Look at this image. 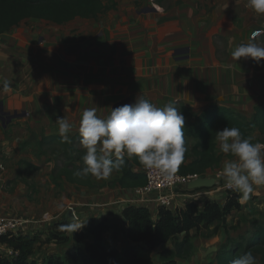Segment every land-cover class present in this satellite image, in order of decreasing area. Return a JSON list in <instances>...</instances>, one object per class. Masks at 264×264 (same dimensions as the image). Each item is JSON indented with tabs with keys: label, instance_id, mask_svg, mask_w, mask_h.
<instances>
[{
	"label": "rangeland",
	"instance_id": "obj_1",
	"mask_svg": "<svg viewBox=\"0 0 264 264\" xmlns=\"http://www.w3.org/2000/svg\"><path fill=\"white\" fill-rule=\"evenodd\" d=\"M160 1L163 2L162 6L158 5ZM208 1L105 0L108 6L115 4L116 7L97 19H75L63 27L49 26L47 31L51 34V44L47 46V50L49 49V52H51L54 49L55 51H52L53 54L52 57H49L50 59H46L45 62L41 63L42 69L49 74L62 73L65 69L63 75L72 77L73 80H77L75 82L80 81L88 87L86 90L83 88L82 91L80 89L72 90L74 93L73 102L71 111L67 113V116L73 117V120L79 119L82 114L80 110L86 107L76 101V98H81V96L103 98L104 105H99L98 110L100 109V111L97 110V115L104 118H107L117 102L136 101L139 96L149 100L150 98H158L155 89L149 84L151 88L149 96L139 91L145 80L150 77L148 80L154 83L156 89H160L161 83H164L166 77H169L171 81L177 77V74H180L145 72L144 69L148 62L153 63V65H161L164 63L165 55H167L171 65L193 64L201 59L202 56L199 51L207 49L209 40H211L213 49H215L214 59L223 66L228 61L226 54L228 44L222 38L223 35H219L220 30L215 26H218V23L222 26L224 22L209 20L204 15L200 19H194L193 17L198 13L209 15L212 9L208 8ZM215 1L224 4L230 0ZM232 1L236 4L233 11L234 18L238 19L240 16V11H238L241 6L240 0ZM152 8L156 10L153 11ZM197 9L200 11L198 12ZM32 24L34 23L27 24V26ZM249 25L251 26V22H249ZM221 28L229 29L228 26ZM261 31H263L262 34ZM261 31L254 30L257 35L253 39L264 46V40L262 42L258 41V39L264 38V26ZM54 32H62L63 36L60 39L63 45L60 48L59 39H55ZM163 34L171 39L168 41L161 39L160 36ZM183 34L186 38L182 39ZM198 34H201L200 36H203L204 40H194L197 39V36L199 37ZM178 41L185 42V46L180 47L181 42ZM198 45H200V48ZM10 46L16 47L14 42L10 43ZM14 49L10 52V55L7 53L11 63L14 62L12 59H16L18 55L21 56L24 52V49L21 51L18 47ZM213 62L212 59L211 63L213 64ZM189 75L184 74L183 76L189 77ZM174 80H172V84L177 86L178 83ZM202 87L205 88V86ZM172 96L170 97H180L177 93L172 94ZM185 98L193 99V95H186ZM112 103H114V107ZM93 107L96 106L91 105L90 102L89 108ZM2 110L3 107L0 105V218L16 219L22 223L24 221L20 231L29 228L31 231H23L25 235L30 233L32 237L39 236L34 260L40 264L47 256L63 252V248L57 244L46 243L50 238L51 230L55 229L47 228L46 225L43 227L42 224H45V222L46 224L58 223L59 220H62L61 215H63L64 209L58 206L59 200L73 189L68 188L69 184H66V190H63L62 184L65 180L56 182L54 179L56 172L64 166L65 160L62 156L53 154V149H55L53 145H50L53 148L51 149L46 142H43L44 138L51 137L49 131L46 128L41 130L34 128V125H31L32 118L30 116L23 117L21 113L18 118L9 121V117L3 115ZM14 115L13 113L10 114V116ZM34 117L33 120H36V115ZM192 145L193 141H190V146ZM217 146L219 150L218 141ZM219 152L222 153L220 150ZM24 161L33 164L38 169L35 172L28 171L23 165ZM112 179H114L113 174L107 179H96L95 182L99 185L111 182ZM58 184L60 185L58 186ZM223 185V183H218L217 188L220 189ZM92 189L90 192H95ZM226 189L229 190L227 187ZM222 196L221 199L223 200L225 193H222ZM221 199L219 200L222 202ZM245 203V208L241 212L233 210L231 216L227 219L226 225L229 228L237 227V230L231 231L229 238L238 239L239 236L246 235L248 232L253 233L254 230L251 226L253 219L264 221L262 216L264 215V203L259 205L258 200L253 197ZM97 209L98 207L93 209L95 218L98 217ZM45 215H48L49 218L52 217V220L45 221ZM35 221L40 223H35ZM80 222L81 220L79 221L78 218L75 224L79 226ZM214 228L211 229L214 230ZM110 232L108 239L123 253L126 244L122 237V233H124L122 221L119 223L118 228ZM203 234L204 236L198 235L194 239L195 253L193 258L185 263L180 262V264H206V260H210V263H216V256L219 251L207 254L206 250L208 247L214 246L216 241L217 245L215 246L221 247L228 237L223 230L214 237H210L209 231H203ZM161 250H155L149 256L157 260ZM0 254L8 256L9 249L6 247L0 248ZM254 256L260 264L259 256Z\"/></svg>",
	"mask_w": 264,
	"mask_h": 264
},
{
	"label": "trees",
	"instance_id": "obj_2",
	"mask_svg": "<svg viewBox=\"0 0 264 264\" xmlns=\"http://www.w3.org/2000/svg\"><path fill=\"white\" fill-rule=\"evenodd\" d=\"M162 4L158 2V5ZM115 7V4L108 6L105 0H0V36L10 33L28 19L65 25L75 19H97ZM176 107L185 117L184 132L188 149L176 172L179 175L204 177L208 170L218 169L224 159L232 158L220 153L217 146L216 132L226 126L238 127L243 136L252 137L254 143H264V104L256 108L252 120L217 105L200 114L183 104ZM256 132L258 137H255ZM70 140V143L62 142L60 136L43 140L50 148V145L55 147L51 148L54 155L62 156L65 160L64 166L55 174L56 182L65 180L81 188H120L126 191L146 185L145 175L134 172L136 167L144 168L135 157L126 158L125 167L113 173L114 179L111 182L97 185L93 176L74 177V171L85 166L82 160L85 150L80 141L76 142V138ZM190 141H193L192 146ZM23 165L30 172L38 169L26 161ZM240 200L238 193L229 189L225 205L208 200L204 205L193 202L184 208L159 207L156 217L148 207L130 206L123 210L118 219L91 218L88 226L79 232H73L64 218L63 222L53 224L52 229L55 230H51L46 242L55 243L64 251L47 256L40 264H178V261H187L193 257L194 239L198 235L204 236L203 231H209L210 237H214L221 230L228 238L217 253L216 263L210 264H231L233 259L247 251L259 256L260 264H264V221L253 219V233L241 235L238 239L229 238L231 231L237 230V227L229 228L226 225L227 219L233 210H243ZM120 219L128 225L124 236L131 243L123 253L104 237L106 233L118 228ZM212 227H215L214 230ZM249 235L252 236L249 238ZM38 241L39 236L32 237L24 233L1 238L0 245L12 250L14 255L0 254V264H39L34 260ZM169 243H172L173 248L160 252L157 260L149 256Z\"/></svg>",
	"mask_w": 264,
	"mask_h": 264
},
{
	"label": "crops",
	"instance_id": "obj_3",
	"mask_svg": "<svg viewBox=\"0 0 264 264\" xmlns=\"http://www.w3.org/2000/svg\"><path fill=\"white\" fill-rule=\"evenodd\" d=\"M247 2L248 1L240 0L242 7L240 6L238 10L240 11L238 19L234 18L233 11L236 4L232 0L224 4L216 2L215 0H209L207 2L208 8L212 9L209 15L198 13V15L193 16L194 19H200V17L204 15L209 20L224 22L222 26L220 23H218V26H215L220 30L219 35H223L222 38H224L228 44L226 49L228 61L224 63L223 66L219 61L214 59L215 49H213L211 40H209L207 49L199 51L202 56L201 59L193 64H186L184 66H176V64L171 65L169 64V56L165 55L164 63L161 65H153V63L148 62V65L145 66L144 71L149 73H179L180 75L177 74V77L174 78L175 80L172 79L178 83L177 86L172 84L173 81H170L169 77H166L164 83H161V88L156 89V86L153 85L154 83L152 81L150 82V80H148V78H150L148 77L139 91L149 96V94H151L149 85H151V87L155 89V94L158 95V98H150V101L152 100L151 102L158 107H162L171 101L175 106L183 104L185 107L191 108L194 113L200 114L209 107L217 105L232 113L240 114L248 120H252L256 108L264 104V59L257 61L249 57L241 58L237 61L231 55L236 46L255 38L253 37V34L256 33L254 30L261 31L264 26V15L252 11L247 7ZM197 11L199 12L200 10L197 9ZM249 22H251V26ZM30 23H34L32 24L33 26L31 25L32 27L27 26V24L29 25ZM65 25H56L47 21L28 19L20 23L19 26L13 28L10 33L0 36V80L7 79L11 82V91L7 94L0 93V105H2L3 111L5 109V112L9 115L12 113L20 115L21 113L23 117L30 116L32 118L31 125H34V128L39 130L46 128L50 136H59L56 120L61 117H66L74 125L69 134L70 139L76 138L77 142V140L80 141L81 139L78 129L82 114L79 116V119L73 120V117L67 116V113L71 111V104L73 102L74 93L72 90L80 89L82 91L83 88L86 90L88 87L84 86L80 81L75 82L77 80H73L72 77L63 75L65 69L62 73L54 72V74H49L42 69L41 65L46 59H50L49 57H52L53 54L52 51H55L54 49H52L51 52H49V49L47 50V46L51 44V34L48 33L47 28L49 26L63 27ZM223 26H228L229 29L221 28ZM198 35L199 37L197 36V39L194 40H204V37L200 36L201 34ZM54 36L55 39H59L60 48V46L63 45L60 39L61 36H63L62 32L55 33ZM160 37L166 41L171 39L165 36V34ZM181 38H186L185 34H183ZM263 40L264 38L258 39L259 42ZM13 42L16 47L10 46V43ZM180 45V47L183 48L185 42H181ZM17 47L20 48L21 51L24 49V52L21 56L18 55L16 59H12L14 62L11 63L9 61L10 52ZM198 47L200 48V45H198ZM7 53L9 55H7ZM212 59L214 60L213 64L211 63ZM182 74L190 75L189 77H184ZM223 74L225 75L222 76ZM202 86H205V88L203 89ZM174 93L179 94L180 97L171 98L170 96ZM190 94L193 95V99H186L185 96ZM76 101L78 104L86 106L83 110H80L81 113H83L86 108H89L90 102L91 105L94 104V106H96L94 108L97 110L99 105H104L105 102L103 98L98 99L82 96L81 98H76ZM117 103H115V106ZM113 104L114 103H112V106L114 107ZM99 111L100 109L98 112ZM34 115H36V120H33L35 118ZM255 134L259 135L258 132ZM226 160L228 159L223 160L218 169L208 170L206 172L204 177L215 181L212 187L191 190L188 189L187 186H180L170 192L174 198V209L184 208L185 205L193 202L204 205L208 200L225 205L228 199V190L226 189L225 179L222 175V168ZM134 172L142 173V169L136 167L134 168ZM218 183H223V187L218 189ZM66 184H69L68 188L73 190L64 197H61L58 206L64 209V213L61 216L62 220L65 218L68 225H70V223L75 224L78 218L79 221L81 220L80 225L84 224L83 227L74 232H79L88 226L89 220L94 217L93 209L97 207L98 218L104 217L110 219L114 217V219L120 218L123 210L130 206L148 207L154 217L157 216L159 210L156 204L146 206L145 204L139 203L137 201V196H135L133 192L134 190L126 191L120 188H103L94 189L95 192H90L91 189L81 188L67 181H64L62 184L63 190H66ZM99 191L100 194L102 193L101 195ZM222 193H225V198L223 200L221 199V197H223ZM238 195L241 197V194L238 193ZM251 197L258 200L259 205L263 204L264 186H257L255 193ZM219 199H221L222 202ZM240 202L243 208H245L246 203L241 200ZM70 209L74 211L75 216H78V218L68 222L66 220V214ZM62 220H59L58 223L63 222ZM39 221L44 223L47 220ZM37 222L35 221V223ZM52 223L54 224L55 222L49 224L45 222V224L42 225L43 227L46 225L48 226L47 228H53ZM25 225H27V223H25ZM123 225L125 232L128 225L124 222ZM23 231L28 232L31 230L28 228V230L23 229ZM110 233L111 232L106 233L104 237L108 239ZM27 235H30V233ZM122 237L126 244L124 247L125 250L131 243L125 238L124 233H122ZM215 245H217V241L214 246L207 248L206 253H209L210 248H215L219 251L221 247H216ZM171 248H173L172 243H169L159 248V250L162 249V252L165 249ZM189 260L178 261V264H180V262H188ZM206 262V264H210V260H206Z\"/></svg>",
	"mask_w": 264,
	"mask_h": 264
},
{
	"label": "clouds",
	"instance_id": "obj_4",
	"mask_svg": "<svg viewBox=\"0 0 264 264\" xmlns=\"http://www.w3.org/2000/svg\"><path fill=\"white\" fill-rule=\"evenodd\" d=\"M247 7L264 15V0H248ZM235 60L264 59V46L254 39L242 43L231 53ZM11 82L0 80V93H9ZM62 142L70 143L74 127L66 117L56 120ZM185 117L169 101L158 107L150 100L137 97L134 104L111 109L107 118L97 115L96 108H86L80 118V144L85 150L84 167L74 171L77 178L93 176L107 179L114 172L122 171L126 158L135 157L148 170H155L167 178L176 173L187 152ZM219 150L232 157L224 161L222 175L228 189L241 194V201L251 199L257 186H264V143L244 137L238 127H224L216 132ZM83 225L70 223L73 232ZM218 251L209 249V252ZM231 264H258L257 258L247 251Z\"/></svg>",
	"mask_w": 264,
	"mask_h": 264
},
{
	"label": "built area",
	"instance_id": "obj_5",
	"mask_svg": "<svg viewBox=\"0 0 264 264\" xmlns=\"http://www.w3.org/2000/svg\"><path fill=\"white\" fill-rule=\"evenodd\" d=\"M263 32L261 31V34ZM257 33L253 34L255 37ZM142 173L147 179V183L144 187L135 189L133 192L137 196V201L146 206L156 204L158 207H164L169 209H174V198L170 194L180 185H187L190 182L201 178L198 175H188L182 176L174 173L170 177L164 178L155 170H148L145 167ZM157 196V197H156ZM45 220L51 221L52 217L49 218L48 215L44 216ZM75 219L77 217L75 216ZM23 223L16 219L0 218V239L14 234L23 233L20 231ZM4 246L0 245V248ZM13 256L14 252L9 249V256Z\"/></svg>",
	"mask_w": 264,
	"mask_h": 264
},
{
	"label": "water",
	"instance_id": "obj_6",
	"mask_svg": "<svg viewBox=\"0 0 264 264\" xmlns=\"http://www.w3.org/2000/svg\"><path fill=\"white\" fill-rule=\"evenodd\" d=\"M152 10L155 11L156 9L152 8ZM152 10H150V11H152ZM135 102L136 101H130V100L121 101V102L116 104L115 108L122 106V105H125V104H134ZM3 115L8 116L9 121L19 117L18 114H15L14 116H10L9 114L5 113L4 111H3ZM214 184H215V181L213 179L201 177V178H198L197 180H195L193 182L188 183L187 187H188V189L192 190V189H199V188H209V187H212ZM66 220L68 222L75 220V214H74L73 210L70 209L69 212L66 214ZM212 249H215V248H212Z\"/></svg>",
	"mask_w": 264,
	"mask_h": 264
}]
</instances>
